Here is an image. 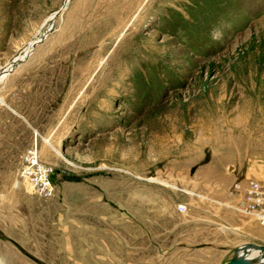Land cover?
<instances>
[{
  "label": "rangeland",
  "instance_id": "374dc122",
  "mask_svg": "<svg viewBox=\"0 0 264 264\" xmlns=\"http://www.w3.org/2000/svg\"><path fill=\"white\" fill-rule=\"evenodd\" d=\"M12 64L0 194L27 187L64 237L103 236L69 264H160L264 179V0H0ZM35 148L46 197L21 173Z\"/></svg>",
  "mask_w": 264,
  "mask_h": 264
},
{
  "label": "crops",
  "instance_id": "0c3cea01",
  "mask_svg": "<svg viewBox=\"0 0 264 264\" xmlns=\"http://www.w3.org/2000/svg\"><path fill=\"white\" fill-rule=\"evenodd\" d=\"M22 189L23 193L0 194V264H69L73 254L82 255L81 251L86 252L93 243L96 247L101 245L103 236L87 230L81 235L78 232L64 237V228L56 225L52 204L27 187ZM229 209L224 223H216L217 229L224 233H215V225L210 228L209 223L206 236L204 232L200 233L202 237L199 232L192 233L191 238L177 235L175 251L169 252L166 245V255L161 252L160 264H168V258L174 259L170 264H225L245 244L264 246V226L239 212L235 205ZM203 218L204 214L197 213L192 219L200 222ZM207 219L211 222L210 217ZM161 244L164 251L163 240ZM63 250H67V255ZM251 254L258 256L256 250Z\"/></svg>",
  "mask_w": 264,
  "mask_h": 264
},
{
  "label": "built area",
  "instance_id": "2783aa9c",
  "mask_svg": "<svg viewBox=\"0 0 264 264\" xmlns=\"http://www.w3.org/2000/svg\"><path fill=\"white\" fill-rule=\"evenodd\" d=\"M37 148L29 152L26 158V165L23 166V176L30 179L33 191L40 196H48L54 190V185L50 180L52 168L41 162L38 157ZM235 188L240 194V198L235 207L242 213L251 215L264 226V179H249L246 182L236 183ZM185 210L186 206L182 205Z\"/></svg>",
  "mask_w": 264,
  "mask_h": 264
},
{
  "label": "water",
  "instance_id": "95a60500",
  "mask_svg": "<svg viewBox=\"0 0 264 264\" xmlns=\"http://www.w3.org/2000/svg\"><path fill=\"white\" fill-rule=\"evenodd\" d=\"M252 250L258 253L257 259L248 257ZM225 264H264V246L255 244H245L234 253V256Z\"/></svg>",
  "mask_w": 264,
  "mask_h": 264
},
{
  "label": "bare ground",
  "instance_id": "6f19581e",
  "mask_svg": "<svg viewBox=\"0 0 264 264\" xmlns=\"http://www.w3.org/2000/svg\"><path fill=\"white\" fill-rule=\"evenodd\" d=\"M18 62H17V60L13 63L14 65H16ZM13 64L12 65H9L7 68H5V69H2V70H0V76L1 75H3V74H5V73H8V72H10L11 70H13ZM38 152V151H37ZM38 154V153H37ZM38 157H39V154H38ZM23 175H24V173H22ZM26 178L28 177V176H25ZM29 179V178H28ZM31 185H32V183H30ZM33 187V186H32ZM257 255V254H256ZM252 256V254L251 253H249V255H248V257L249 258H251V259H257V257L254 255L253 257H251Z\"/></svg>",
  "mask_w": 264,
  "mask_h": 264
}]
</instances>
